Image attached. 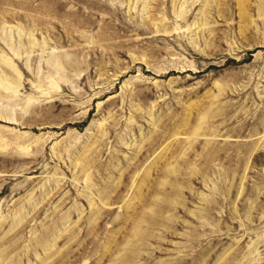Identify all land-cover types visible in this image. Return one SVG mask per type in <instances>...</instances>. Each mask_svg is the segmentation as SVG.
Returning a JSON list of instances; mask_svg holds the SVG:
<instances>
[{
  "label": "rangeland",
  "instance_id": "374dc122",
  "mask_svg": "<svg viewBox=\"0 0 264 264\" xmlns=\"http://www.w3.org/2000/svg\"><path fill=\"white\" fill-rule=\"evenodd\" d=\"M0 264H264V0H0Z\"/></svg>",
  "mask_w": 264,
  "mask_h": 264
}]
</instances>
